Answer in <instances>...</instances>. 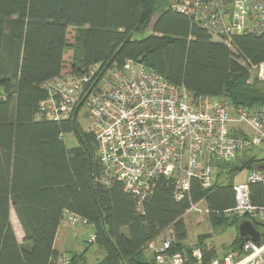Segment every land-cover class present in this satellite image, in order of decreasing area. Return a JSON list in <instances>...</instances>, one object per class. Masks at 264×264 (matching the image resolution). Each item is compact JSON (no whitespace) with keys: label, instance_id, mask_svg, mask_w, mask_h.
Here are the masks:
<instances>
[{"label":"trees","instance_id":"obj_1","mask_svg":"<svg viewBox=\"0 0 264 264\" xmlns=\"http://www.w3.org/2000/svg\"><path fill=\"white\" fill-rule=\"evenodd\" d=\"M73 30L79 31L81 65L71 51ZM232 45L212 40L172 10L169 0H0V264H57L64 254L54 248V239L65 209L89 221L104 252L94 264H151L145 244L168 227L175 237L169 253L183 251L186 264H193L183 216L201 200L211 226L236 227L237 218L218 213L234 204L232 183L204 188L192 178L188 193L176 200L174 180L160 176L138 209L118 180L108 185L99 180L103 167L94 135L81 130L75 117H36L47 97L42 82L126 59L182 83L193 96H225L234 106L263 103L264 86L246 80L248 67L264 61V31L237 35ZM70 132L77 145L67 148L64 135ZM224 170L231 175L230 165L219 164L218 178ZM250 198L264 206V183L250 186ZM11 209L22 243L10 222ZM252 223L264 241V225ZM204 241L199 237L194 246L206 264L216 252ZM240 242L237 235L228 250L238 251ZM68 256L71 264L79 262L78 255Z\"/></svg>","mask_w":264,"mask_h":264},{"label":"built area","instance_id":"obj_2","mask_svg":"<svg viewBox=\"0 0 264 264\" xmlns=\"http://www.w3.org/2000/svg\"><path fill=\"white\" fill-rule=\"evenodd\" d=\"M169 7L231 49L235 36L264 31V0H169ZM248 72L249 84L254 73L264 77V61L249 66ZM41 87L47 97L40 101L36 117L68 120L83 110L103 167L99 180L106 185L118 180L138 209L160 176L174 180V197L180 200L192 178L211 188L219 182V164L229 165L240 152L252 148L264 152V102L234 106L225 96H193L182 83L169 82L133 59L121 65L93 63L78 75L55 76ZM254 183H264V169L252 168L243 181L232 183L234 204L218 213L264 225V206L250 198ZM201 201L191 203L188 212L206 216L208 208ZM78 226L86 228L90 223L63 210L59 227ZM88 242H95L93 233ZM174 242L173 229L168 227L145 244L144 252L158 264H186L183 251L169 253ZM240 244L238 251L228 250L206 264H264V241ZM192 255L193 264H205L201 248L192 247ZM57 264H71V258L61 255Z\"/></svg>","mask_w":264,"mask_h":264},{"label":"rangeland","instance_id":"obj_3","mask_svg":"<svg viewBox=\"0 0 264 264\" xmlns=\"http://www.w3.org/2000/svg\"><path fill=\"white\" fill-rule=\"evenodd\" d=\"M155 20V16L151 19V22L149 23V27L147 29V34L151 32V26ZM69 42L72 47L73 52V59L75 62H77V65H81L79 62L80 59L77 56L80 53V43H79V31L76 32L75 30L72 31ZM79 63V64H78ZM257 81L258 84L261 86H264V77H258V74L254 73V82ZM253 82V83H254ZM77 124L79 128L85 132H87V129L89 128L90 120L84 116V111L81 110L78 113V116L76 117ZM64 143L67 148H72L77 145V138L75 136L74 132L66 133L64 135ZM262 148H252L250 150H245L243 152H240L237 157L234 159V161L229 164L231 175L227 173V170H224V172L221 173V176L219 177V183H238L243 181L246 178V175L248 174L250 168L248 166L252 164V166H255L258 162H263L262 158L264 157V152L261 151ZM261 160V161H260ZM239 165L242 168L237 169L234 173L233 168H236V166ZM233 170V171H232ZM202 206L205 204L204 201H201ZM200 204V205H201ZM184 222L186 224V227L189 230V237L187 244L190 247H194V245H197V237L196 233H201L205 231L210 232V236L208 239H205V243L210 244L211 247L215 250L216 253L221 254L224 251H227L228 249H232L233 241L236 236V227L232 225H220V226H211L206 216H201L197 212H187L183 216ZM10 222L12 225V228L15 232V235L19 241V243H22L23 239V231L21 229V226L15 216L14 211L10 210ZM79 228V226H78ZM76 230L72 229V233H74ZM92 228L86 227L83 228L76 238H70L66 243L63 244V246L60 247V250L65 255H70L72 248L75 250L82 252L85 249L84 254V263H78V264H94L97 260L101 259L104 255L103 250L95 243V242H88L89 234L92 232Z\"/></svg>","mask_w":264,"mask_h":264},{"label":"crops","instance_id":"obj_4","mask_svg":"<svg viewBox=\"0 0 264 264\" xmlns=\"http://www.w3.org/2000/svg\"><path fill=\"white\" fill-rule=\"evenodd\" d=\"M263 159V158H262ZM260 165H262L263 166V169H264V162L261 164V163H257V164H255V166H254V168L255 167H258V166H260ZM238 224V223H237ZM72 229H75L76 231L74 232V233H72ZM83 229V227H80L79 226V228L78 227H69V228H60V227H58V229H57V232H56V235H55V239H54V248L58 251V252H60V253H62L61 252V250H60V247L61 246H63V244L64 243H66L67 241H68V239H70V238H76V237H78L79 236V234H80V232H81V230ZM262 233H263V230L261 229V228H258ZM237 232V231H236ZM93 232H91L90 234H92ZM201 234H206L205 236H200ZM260 234V233H259ZM211 234H210V232L209 231H205V232H199V233H196V237L197 238H199V237H204L205 239H208V237L210 236ZM236 236H237V233H236ZM235 236V237H236ZM188 237H189V230H188V228H187V239L184 241L186 244H187V242H188ZM17 238V237H16ZM260 241H261V236H260ZM85 250V249H84ZM84 250L82 251V252H79V251H77V250H75L74 248H72V250H71V253L72 254H76V255H78L79 257H80V259H79V262L78 263H84L85 262V259H84V254H85V252H84ZM228 251V250H227ZM226 251H224L223 253H225ZM104 253V252H103ZM223 253H221V254H218V253H216V256H221ZM62 254H64V253H62ZM65 255V254H64ZM82 256V257H81ZM77 263V264H78Z\"/></svg>","mask_w":264,"mask_h":264},{"label":"water","instance_id":"obj_5","mask_svg":"<svg viewBox=\"0 0 264 264\" xmlns=\"http://www.w3.org/2000/svg\"><path fill=\"white\" fill-rule=\"evenodd\" d=\"M258 168L263 169L260 165ZM237 235L241 241L251 240L255 243H260L259 231L255 228L253 223L248 220H243L236 225ZM206 234H201L200 236H205ZM241 247V244L239 245ZM151 264H155V260L152 258L149 261Z\"/></svg>","mask_w":264,"mask_h":264}]
</instances>
